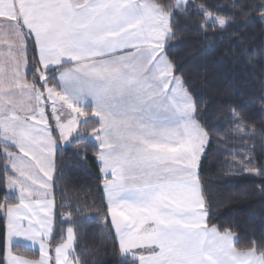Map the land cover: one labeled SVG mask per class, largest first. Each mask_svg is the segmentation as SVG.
<instances>
[{
    "label": "snow or ice",
    "instance_id": "1",
    "mask_svg": "<svg viewBox=\"0 0 264 264\" xmlns=\"http://www.w3.org/2000/svg\"><path fill=\"white\" fill-rule=\"evenodd\" d=\"M251 12L264 29V0H0V264H88L83 209L57 212L58 150L91 153L93 207L127 264H264V240L237 247L231 227L210 223L201 176L215 141L264 192V124L235 107L218 120L170 54L183 28L226 38ZM26 244L38 258L13 253Z\"/></svg>",
    "mask_w": 264,
    "mask_h": 264
},
{
    "label": "trees",
    "instance_id": "2",
    "mask_svg": "<svg viewBox=\"0 0 264 264\" xmlns=\"http://www.w3.org/2000/svg\"><path fill=\"white\" fill-rule=\"evenodd\" d=\"M230 3V0H223ZM252 4L260 0H249ZM251 22L246 27L231 30L226 38H204L196 32L183 28L182 38L170 49V54L179 65L188 85L207 104L210 112L217 113L218 120H225L229 107L238 109L257 128L264 124V29L257 24L258 12H251ZM239 19H244L243 16ZM241 34L247 36L241 39ZM31 54V53H30ZM226 123L220 124L223 132ZM255 143L259 150L260 141ZM229 142V147H232ZM237 148L241 145H235ZM215 141L204 157L201 176L211 204V220L221 227H231L237 234V247H244L251 241L264 240V192L257 190L259 177L248 173L229 171L225 159L231 157L215 151ZM58 166L63 169L66 184H60L57 204L64 207L57 212L83 209L76 217L75 228L79 236V247L88 264H127L113 254V238L109 226L101 227L103 218L96 215L93 201L99 205L97 190L98 168L91 153L87 159L73 158L71 152L57 151ZM264 160V157H259ZM5 189L0 186V201ZM11 195V194H10ZM66 227V225L64 226ZM61 231L56 223V235ZM13 252L30 258H37L36 248L13 245Z\"/></svg>",
    "mask_w": 264,
    "mask_h": 264
},
{
    "label": "crops",
    "instance_id": "3",
    "mask_svg": "<svg viewBox=\"0 0 264 264\" xmlns=\"http://www.w3.org/2000/svg\"><path fill=\"white\" fill-rule=\"evenodd\" d=\"M4 39V34L2 32H0V41H2ZM7 48V45L0 42V50H4ZM27 245V244H26ZM30 245V244H29ZM31 246V245H30ZM14 253V252H13ZM16 254V253H14ZM23 257V256H22Z\"/></svg>",
    "mask_w": 264,
    "mask_h": 264
},
{
    "label": "rangeland",
    "instance_id": "4",
    "mask_svg": "<svg viewBox=\"0 0 264 264\" xmlns=\"http://www.w3.org/2000/svg\"><path fill=\"white\" fill-rule=\"evenodd\" d=\"M27 246H30L29 244H27ZM30 247H33V248H36V249H38V246H30ZM38 256H39V254H38ZM38 258V257H37Z\"/></svg>",
    "mask_w": 264,
    "mask_h": 264
}]
</instances>
